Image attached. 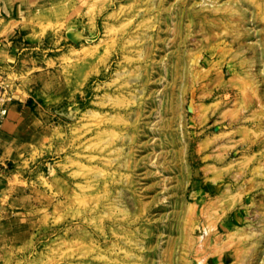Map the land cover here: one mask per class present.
Here are the masks:
<instances>
[{
	"label": "rangeland",
	"instance_id": "1",
	"mask_svg": "<svg viewBox=\"0 0 264 264\" xmlns=\"http://www.w3.org/2000/svg\"><path fill=\"white\" fill-rule=\"evenodd\" d=\"M1 2L38 119L0 264H264V0Z\"/></svg>",
	"mask_w": 264,
	"mask_h": 264
},
{
	"label": "crops",
	"instance_id": "2",
	"mask_svg": "<svg viewBox=\"0 0 264 264\" xmlns=\"http://www.w3.org/2000/svg\"><path fill=\"white\" fill-rule=\"evenodd\" d=\"M13 9L15 11V7L10 8L0 0V71L4 72L13 68L19 50L24 49V44L16 36L20 20L9 16ZM33 106L30 99L19 95L10 105L8 116L0 129V180L27 143L33 140L38 119L34 112L36 107Z\"/></svg>",
	"mask_w": 264,
	"mask_h": 264
},
{
	"label": "built area",
	"instance_id": "3",
	"mask_svg": "<svg viewBox=\"0 0 264 264\" xmlns=\"http://www.w3.org/2000/svg\"><path fill=\"white\" fill-rule=\"evenodd\" d=\"M14 100V93L7 89V85L0 81V129L8 116L10 105Z\"/></svg>",
	"mask_w": 264,
	"mask_h": 264
},
{
	"label": "bare ground",
	"instance_id": "4",
	"mask_svg": "<svg viewBox=\"0 0 264 264\" xmlns=\"http://www.w3.org/2000/svg\"><path fill=\"white\" fill-rule=\"evenodd\" d=\"M212 228H213L212 225H208V226L205 227V230H204L205 232H204V231H203V232H204L205 234L208 235V233L211 231ZM198 239H199V238H198ZM198 239H197V240H198ZM196 243H197V242H196ZM198 243H199V241H198ZM197 247H198V244H197ZM199 248H200V247H199ZM196 250H197V248H196ZM201 260H202V259H201ZM201 260H200V261H201ZM200 261H199V262H200ZM203 261H204V259H203Z\"/></svg>",
	"mask_w": 264,
	"mask_h": 264
}]
</instances>
